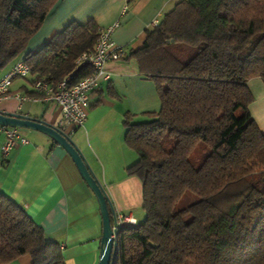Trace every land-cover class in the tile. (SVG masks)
Returning <instances> with one entry per match:
<instances>
[{"label":"trees","instance_id":"obj_1","mask_svg":"<svg viewBox=\"0 0 264 264\" xmlns=\"http://www.w3.org/2000/svg\"><path fill=\"white\" fill-rule=\"evenodd\" d=\"M61 1L0 0V72L23 59L33 86L57 85L93 51L95 20L29 50ZM130 57L161 109L144 122L125 116L124 140L138 156L127 174L143 183L145 219L121 229L115 264H264V133L248 87L264 82V0L181 1ZM92 74L82 67L73 83ZM24 257L66 264L60 244L0 192V264Z\"/></svg>","mask_w":264,"mask_h":264},{"label":"crops","instance_id":"obj_2","mask_svg":"<svg viewBox=\"0 0 264 264\" xmlns=\"http://www.w3.org/2000/svg\"><path fill=\"white\" fill-rule=\"evenodd\" d=\"M131 1L62 0L30 44L29 50L42 48L73 22L95 20L101 29L120 23L113 39L125 47V57L109 63L105 75L109 78H99V86L89 93L90 110L84 127L62 125V112L54 103H21L13 97H36L32 83L29 87L13 82V96L0 98V111L61 128L82 151L115 212L133 215L139 225L145 219L144 187L138 177L127 174L138 156L125 143L124 121L128 113L147 119L146 113L161 109V101L155 84L142 76L138 61L130 56L143 47L147 30L184 0ZM10 70L0 72V79ZM248 87L254 99L250 110L264 133V82L255 78ZM17 130L29 143L18 145L7 158L2 153L6 135L0 133V192L43 228L48 242L60 244L66 264H99L104 221L97 197L61 145L41 132ZM20 262L30 264V259L24 257Z\"/></svg>","mask_w":264,"mask_h":264},{"label":"built area","instance_id":"obj_3","mask_svg":"<svg viewBox=\"0 0 264 264\" xmlns=\"http://www.w3.org/2000/svg\"><path fill=\"white\" fill-rule=\"evenodd\" d=\"M156 21L153 25H157ZM120 26L117 22L113 26L100 30L96 45L91 52L84 53L76 62V70L66 79L57 85L49 83L47 80H38L34 84L36 97L12 95L11 86L15 79H27L31 75L30 66L24 61L16 62L11 70L0 79V98L15 97L21 103L26 101H47L56 104L63 116L62 125L72 129H79L86 125L90 101L89 93L99 86V78L106 75V66L111 62H118L125 57V47L119 45L113 35ZM82 67L93 70V74L78 83H73L74 75ZM107 79L109 75L105 76ZM0 133L6 135V141L2 146L4 158L20 144H28V139L22 137L18 130L0 125ZM72 132H70L71 134ZM69 134V136H70ZM116 224L113 225L112 239L118 245L119 233L121 229L129 225H137V221L131 214L115 212Z\"/></svg>","mask_w":264,"mask_h":264},{"label":"water","instance_id":"obj_4","mask_svg":"<svg viewBox=\"0 0 264 264\" xmlns=\"http://www.w3.org/2000/svg\"><path fill=\"white\" fill-rule=\"evenodd\" d=\"M0 125L15 129H27L41 132L51 137L70 154L83 179L87 182L100 204L104 221V233L102 240V258L99 264H115L118 255V245L112 239V227L116 224L115 209L113 208L107 192L94 174L79 147L61 128L23 114L2 113L0 111Z\"/></svg>","mask_w":264,"mask_h":264},{"label":"rangeland","instance_id":"obj_5","mask_svg":"<svg viewBox=\"0 0 264 264\" xmlns=\"http://www.w3.org/2000/svg\"><path fill=\"white\" fill-rule=\"evenodd\" d=\"M14 82V84H18V83H21V82H24V83H26L27 84V86H31V79L29 78V80H27V79H20V78H18V79H16V80H14L13 81ZM29 105V104H28ZM146 119H143V118H136L135 119V122H144ZM22 131V130H21ZM144 216H145V213H144ZM30 259V258H29ZM17 264H23V262H20L19 261V263H17Z\"/></svg>","mask_w":264,"mask_h":264}]
</instances>
